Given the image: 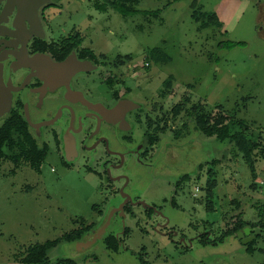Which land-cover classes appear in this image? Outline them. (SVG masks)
Wrapping results in <instances>:
<instances>
[{
    "label": "rangeland",
    "instance_id": "obj_1",
    "mask_svg": "<svg viewBox=\"0 0 264 264\" xmlns=\"http://www.w3.org/2000/svg\"><path fill=\"white\" fill-rule=\"evenodd\" d=\"M54 1L65 6L73 3L70 9L80 8L53 20L56 34L61 22L65 30L82 24L89 42L90 30L95 27L100 51L114 60L132 55V66L144 63L154 47L170 56L169 63L151 58L150 67L143 70L142 91L135 99L150 101L162 90L164 80L173 75L170 94L157 100L161 130L165 124L168 130L161 134L153 153L154 159L161 155L156 162L158 174L168 177L171 184L136 181L138 177L131 174L132 184L125 192L158 206L170 219L169 227L178 234L170 236L159 226L155 228L153 222H162L161 217L148 224L143 207L136 205L132 206L136 215L126 220V233L121 232L123 221L114 218L105 234L88 246H80L81 240L61 239L49 251L50 261L69 258L76 264H263V229L251 230L254 238L246 243L238 232L221 236L240 220L257 219L255 206L264 201V160L257 161L258 177L254 182L235 143L206 136L188 113L182 111L177 117L172 109L189 96L191 109L203 103L213 117L220 113L243 119L253 130L262 132L264 139V0H201L205 9L215 11L224 23L222 29L203 30L191 18L192 0H140L133 16H123L113 9L100 11L92 0ZM227 39L244 44L217 46ZM184 121L189 122L188 127L175 136ZM165 150L172 154L171 160ZM185 174L189 178L182 180ZM208 183L214 185L211 194ZM115 185L118 188L120 182ZM116 193L112 190L109 198H116ZM107 194L93 173L83 167L65 170L52 157L42 164L40 172L29 162L17 165L0 160V264H28L23 259L30 246L60 238L83 224H98L97 228L110 208L105 204ZM115 233H122L120 239L125 244L116 252L104 243L106 236ZM92 236L93 232L83 240Z\"/></svg>",
    "mask_w": 264,
    "mask_h": 264
},
{
    "label": "flooded vegetation",
    "instance_id": "obj_2",
    "mask_svg": "<svg viewBox=\"0 0 264 264\" xmlns=\"http://www.w3.org/2000/svg\"><path fill=\"white\" fill-rule=\"evenodd\" d=\"M53 1L39 8L38 19H27L25 29L16 26L17 7L5 9L4 1L0 5V64L5 88L11 95V107L0 115V122L12 111L17 112L27 121L35 139L47 148L48 157L65 170L83 167L98 178L100 187L107 190L105 204L110 208L93 234L111 210L110 224L121 219V232L126 233L128 216L136 215L132 206L139 205L148 224L161 217L162 222H153L155 228L159 226L170 236L177 235L158 206L125 192L132 184L131 174L138 177L136 181L160 180L171 184L168 177L157 172L156 162L161 155L153 158L162 134V114L157 110L160 92L150 101L135 99L142 91L143 70L150 67L149 63L132 66L133 59H129L115 65L114 58L100 51L95 27L90 30L89 42L82 24L65 30L61 22L56 34L53 20L80 8L70 9L73 3L65 6ZM78 39H82L79 44ZM124 56L120 55V59ZM65 62L67 66H54ZM188 175L181 179H188ZM112 190H117L116 198H109ZM121 234L115 236L123 247Z\"/></svg>",
    "mask_w": 264,
    "mask_h": 264
},
{
    "label": "trees",
    "instance_id": "obj_3",
    "mask_svg": "<svg viewBox=\"0 0 264 264\" xmlns=\"http://www.w3.org/2000/svg\"><path fill=\"white\" fill-rule=\"evenodd\" d=\"M96 9L100 11L116 10L123 16H133L137 13V5L140 0H92ZM191 18L199 24V29L217 28L222 29L223 21L220 20L215 11L205 9L201 0H192L190 2ZM79 38V36H78ZM81 40H77L79 44ZM244 42L225 40L218 42L219 48H232L237 45H243ZM132 55H125L123 59L120 56L114 60L115 65L132 59ZM154 58L157 62L169 63L171 58L160 47H154L150 50V55L145 58V63L151 62ZM150 61V62H149ZM173 75L168 76L163 82V88L160 90V96L166 98L174 85ZM189 96L184 98L180 103L174 105L172 111L175 116H179L182 111L188 113V117L195 121L196 127L206 136H214L220 142L235 143L243 158L250 167L251 177L257 179V161L264 160V139L262 132L255 131L243 119H237L233 115L217 114L215 117L207 110L206 104L197 103L192 109L189 106ZM189 125L188 121H184L181 128L176 132L175 136H179L183 130ZM167 124L162 128V133H165ZM151 140V139H150ZM154 140V137H152ZM48 158L47 148L41 145L33 136L28 128L27 121L17 112L12 111L2 122H0V160L13 161L17 165L22 162H29L31 166L38 172L41 171L42 164ZM211 194V188L214 185L208 183ZM256 187V184H253ZM207 188V187H206ZM256 207L255 221L240 220L232 229L227 230L221 238L230 233H237L246 226H250L252 231L255 227H260L264 230V201L258 203ZM96 224L82 225L72 233L64 234L62 237L55 240H48L44 243L35 244L28 248V253L23 259L28 264H76L74 260L69 258L58 259L51 262L48 253L55 247L61 239L67 241L83 240L87 235L96 230ZM203 241V239H202ZM106 247L112 251H118L121 248V243L115 235H109L104 238ZM252 250V248H250ZM142 262H146L140 257ZM147 264V263H146ZM264 264V263H263Z\"/></svg>",
    "mask_w": 264,
    "mask_h": 264
},
{
    "label": "water",
    "instance_id": "obj_4",
    "mask_svg": "<svg viewBox=\"0 0 264 264\" xmlns=\"http://www.w3.org/2000/svg\"><path fill=\"white\" fill-rule=\"evenodd\" d=\"M4 1V8L15 9L17 7V15H16V26L18 28H26V20L29 19L33 21L34 19H38V10L39 8L50 2V0H0V5ZM9 9V10H10ZM68 62L65 63H55L54 66L61 67L67 66ZM11 107V95L10 91L5 88L3 76H2V66L0 64V115L5 114L9 111ZM113 215V211H110V214L104 224L93 234L92 238L87 240L79 241L80 246H88L104 234L106 229L108 228L111 217ZM252 228L250 226L244 227L242 230L238 231V236L243 240V242H249L254 237L251 236Z\"/></svg>",
    "mask_w": 264,
    "mask_h": 264
}]
</instances>
